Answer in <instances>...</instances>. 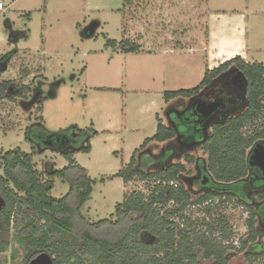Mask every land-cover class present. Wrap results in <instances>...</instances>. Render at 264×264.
Masks as SVG:
<instances>
[{
  "label": "rangeland",
  "instance_id": "obj_1",
  "mask_svg": "<svg viewBox=\"0 0 264 264\" xmlns=\"http://www.w3.org/2000/svg\"><path fill=\"white\" fill-rule=\"evenodd\" d=\"M0 3L5 6L0 11V83L9 84L4 93L0 91V152L20 148L31 154L33 146L25 141V133L34 125L51 132L72 127L98 132L91 141L92 151L74 157L95 181L91 199L81 209L91 222L114 217L125 194L148 195L155 185L153 180H135L126 186L120 178L111 177L129 164L145 139L156 134L157 114L162 123L172 126L165 92L198 87L207 68L214 69L244 51L248 62L264 64V0H131L123 15L119 13L123 0ZM125 38L141 45L143 52L125 54L106 47L107 39L120 42ZM222 77L212 86L228 88ZM22 87L29 90L21 98ZM192 102L179 97L169 110L186 112ZM216 121L214 118L207 128L208 136ZM146 150L152 159L164 158L152 163L150 172L179 163L187 167L181 180L193 201L205 195L212 199L189 207L185 215L200 225L224 217L235 247L229 252V264H249L247 251L240 249L248 239L250 210H258L264 192L251 193L248 201L229 200L226 194L203 185L201 180L208 172L203 144H183L177 136L166 143H150ZM37 152L33 161L44 181L48 180L46 171L68 165L59 153L39 148ZM207 177L208 184L214 183L213 177ZM69 190L67 182L55 178L51 196L63 198ZM256 221V229L262 233L259 242L263 243L264 228L258 217ZM22 227L20 216L12 220L10 230L0 220V249H6L0 252V264H28L39 255L27 259L32 247ZM254 264H264V259Z\"/></svg>",
  "mask_w": 264,
  "mask_h": 264
},
{
  "label": "trees",
  "instance_id": "obj_2",
  "mask_svg": "<svg viewBox=\"0 0 264 264\" xmlns=\"http://www.w3.org/2000/svg\"><path fill=\"white\" fill-rule=\"evenodd\" d=\"M130 5L131 0H123L119 13L123 15ZM106 47L125 54L143 52L141 45L126 38L120 42L107 39ZM231 69L242 72L247 79L246 98L239 99L237 90L232 87L215 85L224 90L221 97L227 109L212 124V133L206 138L200 117L191 108L183 113H170L172 126L158 119L156 134L146 139L129 164L111 177L120 178L126 186L135 180H153L155 185L148 195L125 194L123 203L116 206V214L110 219L91 222L81 213L91 199L95 181L74 157L77 153L92 151L91 141L98 132L89 133L78 127L51 132L34 125L25 133V141L33 146L31 154L20 148L1 151L0 167L4 173L0 174V210L3 209L0 220L10 230L12 220L21 217L22 228L27 231L24 238L32 247L27 259L34 253L48 251L57 256L55 264H229V252L235 247L230 243L233 232L224 217L200 225L185 215L189 207L209 202L212 195L193 201L181 180L187 172L182 163L150 172L149 166L164 158L152 159L146 148L150 143H166L177 136L183 144H203V151L208 155L205 176L214 179V183L206 186L218 194H226L229 200L248 201L249 189L245 188L250 185L252 190L254 186L264 185L257 179L260 175L251 171L249 165V151L258 143H264V64L246 62L237 56L212 70L207 69L198 87L165 92L164 100L166 103L179 97L194 100L214 87L213 82ZM8 86L0 83L1 93ZM28 90L22 87L19 97ZM41 102L44 104L45 99ZM238 111L243 112L237 114ZM229 113L234 115L228 117ZM37 148L59 153L68 165L60 170L49 169L45 172L48 180L44 181L33 161ZM139 153L142 154L140 162ZM251 172L255 180H248ZM55 178L70 185L63 198L51 196ZM260 198L264 200V195ZM250 213L248 239L242 241L240 251H247V261L254 264L264 259V242H259L262 233L256 229L257 217L264 228V202ZM208 214H212L211 208ZM5 250L1 248L0 252Z\"/></svg>",
  "mask_w": 264,
  "mask_h": 264
},
{
  "label": "water",
  "instance_id": "obj_3",
  "mask_svg": "<svg viewBox=\"0 0 264 264\" xmlns=\"http://www.w3.org/2000/svg\"><path fill=\"white\" fill-rule=\"evenodd\" d=\"M94 33L90 34L92 37ZM223 79H226V85L237 90L238 98L244 100L247 94L248 82L242 72L235 70L228 75H223ZM221 87H223L221 85ZM224 90L218 86L211 87L201 96L193 100L191 109L195 111L200 117V125L204 130L205 138L207 137V128L211 125L214 118H220L226 111V105L221 95ZM232 93V92H230ZM170 119V117H169ZM171 122V120H170ZM249 165L251 168H256L264 181V143H258L253 147L249 154ZM210 182V178L205 176L203 185H207ZM28 264H55V260L47 252H42Z\"/></svg>",
  "mask_w": 264,
  "mask_h": 264
},
{
  "label": "crops",
  "instance_id": "obj_4",
  "mask_svg": "<svg viewBox=\"0 0 264 264\" xmlns=\"http://www.w3.org/2000/svg\"><path fill=\"white\" fill-rule=\"evenodd\" d=\"M247 53H248V51H247ZM237 56L242 57L246 62H248V60H247V54H245V51H244V53H242V54H240V55L237 54ZM237 56L234 55V57H232L231 59H233V58H235V57H237ZM225 62H226V61H225ZM223 63H224V62H223ZM250 63H253V62H250ZM221 64H222V63H219V65H221ZM219 65H218V66H219ZM218 66H217V67H218ZM215 68H216V67H215ZM207 69H209V68H207ZM210 70H212V69H210ZM173 102H174V100H171V101L168 102V103L165 102V106H166V110H167L166 112H167V115H168V116H170V113H172V112H178V113H180L179 111L174 110V109L169 110ZM159 115H160V114H157V115H156L157 126H158V119L161 120V118L159 117ZM162 117L165 118V116H162ZM43 118H44V117H43ZM165 119H166V121H167V118H165ZM44 120H45V119H44ZM163 124H165V123H163ZM165 125H166V124H165ZM156 131H157V128H156ZM147 139H148V138H147ZM145 140H146V139H145ZM145 140H144V142H145ZM144 142L140 145V147L144 144ZM140 147H139V148H140ZM139 148H138V149H139ZM136 150H137V149H136ZM136 150H135V151H136ZM135 151H134V152H135ZM134 152H133V154H134ZM133 154H132V156H133ZM132 156H131V158H132ZM131 158H130V160H131ZM129 162H130V161H129Z\"/></svg>",
  "mask_w": 264,
  "mask_h": 264
},
{
  "label": "flooded vegetation",
  "instance_id": "obj_5",
  "mask_svg": "<svg viewBox=\"0 0 264 264\" xmlns=\"http://www.w3.org/2000/svg\"><path fill=\"white\" fill-rule=\"evenodd\" d=\"M253 170H255L259 175H260V177H258L257 179L258 180H260V181H262L263 183H264V181L262 180V176H261V174H260V172L256 169V168H251V171H253ZM252 172L250 173V175H249V177H248V180H251V178L252 179H254V177L252 176ZM204 176H205V174H204ZM203 180H204V177L202 178V183H203ZM255 180V179H254ZM253 180V181H254ZM251 183H253L252 181H251ZM249 187H251L250 185L247 187V188H245V190L247 191V189H249L248 191H247V193H248V196L249 195H251V193H263L264 192V185H262V186H254L253 187V184H252V190L249 188Z\"/></svg>",
  "mask_w": 264,
  "mask_h": 264
},
{
  "label": "built area",
  "instance_id": "obj_6",
  "mask_svg": "<svg viewBox=\"0 0 264 264\" xmlns=\"http://www.w3.org/2000/svg\"><path fill=\"white\" fill-rule=\"evenodd\" d=\"M3 10H5V6L2 3H0V11H3Z\"/></svg>",
  "mask_w": 264,
  "mask_h": 264
}]
</instances>
